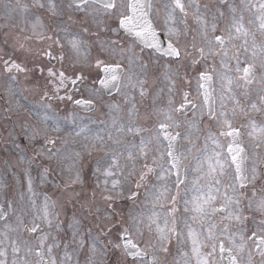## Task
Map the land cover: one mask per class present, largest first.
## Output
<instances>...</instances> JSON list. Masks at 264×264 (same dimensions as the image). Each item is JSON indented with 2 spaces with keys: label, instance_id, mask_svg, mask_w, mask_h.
I'll return each instance as SVG.
<instances>
[{
  "label": "snow or ice",
  "instance_id": "1",
  "mask_svg": "<svg viewBox=\"0 0 264 264\" xmlns=\"http://www.w3.org/2000/svg\"><path fill=\"white\" fill-rule=\"evenodd\" d=\"M3 6L0 78L9 94H14L12 85L23 84L24 91H37L43 101L93 106L92 99L73 100L67 90L69 83L87 79L85 65L80 64L73 78L52 63L63 65L67 57L75 68L86 53L85 36L94 37L92 43L108 56L96 59L102 75L93 83L120 91L123 80V88L131 89L123 94L127 121L113 117L104 136L86 127L74 133L87 141L83 151L67 155L56 147L68 140L51 116L41 120L37 114L44 126L25 129L33 156L20 155L21 163L31 165L43 157L62 172L75 169L65 190L69 202L75 197L95 220L99 235L92 238L93 255L107 256L110 245L115 259L108 264H264V119L258 122L254 115L264 117V0H160L159 5L153 0H68L66 5L63 0H15L14 5L5 0ZM45 13L55 17L51 24L44 22ZM121 31L134 43L101 37ZM145 49L154 58L145 59ZM190 74L196 80L195 97L178 87L191 83ZM156 81L164 87L153 89ZM205 120L216 130L209 128L201 150L197 144ZM180 141L189 147L182 151ZM4 143L22 151L11 132ZM94 152L103 155L92 167L91 189L82 196L75 190L76 185L83 187L78 165L84 153ZM50 171L51 166L43 169L42 182ZM32 184L29 174V192ZM141 189L144 207L125 215L123 203L135 204ZM181 204L182 215L177 216ZM55 207L45 196L42 210L25 223L27 209H17L5 194V203H0V264H71L69 247L82 249L84 241L77 239L75 229L70 240L60 239L62 222ZM99 236L109 238L103 251L96 246ZM87 264H92L91 257Z\"/></svg>",
  "mask_w": 264,
  "mask_h": 264
},
{
  "label": "rangeland",
  "instance_id": "2",
  "mask_svg": "<svg viewBox=\"0 0 264 264\" xmlns=\"http://www.w3.org/2000/svg\"><path fill=\"white\" fill-rule=\"evenodd\" d=\"M155 4H160V0H155ZM159 22V20H157ZM152 56V55H151ZM145 59L154 58V56H144ZM159 71H163L160 69ZM159 71L157 74H159ZM191 83L185 84V83H179L178 87L182 90H187L192 92L193 96H196V80L193 78V76L190 74ZM151 79V78H150ZM126 82V81H125ZM157 87H164V83L161 81H156V83L153 85V89ZM127 91V89L123 88V91L121 92L120 96L116 98L118 101V104L122 107L120 109H117V114H121V118L118 120H124L127 121V105L124 104V102L120 103V100H124V92ZM23 95H12L11 105L13 109L19 114V117L24 118V122L22 124V127L15 122L13 124V121L15 120L13 109L8 108L9 114L5 113L4 116L0 117V135H5L6 138L8 136V133L11 132L12 136L14 135L15 128L17 129L16 132H19L17 136L14 139L17 143L20 144V149L22 151L16 150L13 148L11 143L5 145L4 141H0V184L5 185L6 187L0 188V202L5 203V194L7 195V198L10 199L14 206L17 209H20L21 206L25 209H27V212L25 214L24 220L25 223L29 222L32 215H35L37 211L42 210L44 205V199L45 196L48 195L51 197V200L55 202V205L61 202V207L56 205L55 211L59 213V219L62 222L61 224V231L59 232V237L61 240L68 241L72 237V233L75 230L78 231V237L77 239H83L84 241V247L82 249L78 248L75 244H72L69 247V252L73 254L72 262L71 264H87L89 261V258H92V264H102V261L104 264H108L109 261H113L115 259V254L111 250V246H108V254L107 256H101L99 252L95 255L91 252V245L93 243V237L98 236V231L95 227V220L91 215L88 214L87 211L79 210L74 204V198L71 197V202H69L70 194L67 191L56 193L57 188L56 184L54 185L49 178H47L46 181H41V174L43 172V164L47 166H51L53 169V173L60 181L64 180L66 176H60V173L57 171L56 168H60V166L57 165L55 161H48L47 159L43 158V163L41 164L36 159L31 163V165L27 163H21L19 160L20 155H23L26 159V151H25V144L30 142L27 138V135L25 133V129L28 127L29 124L36 125L38 127H43L44 125L41 123L40 120H37L36 118V111L37 105H40L37 101V99H26L22 97ZM137 101H139V95L136 94ZM151 96L145 101L146 104L151 103ZM180 97L177 96V101L179 102ZM161 103H166V99L164 97L161 98ZM42 106V105H41ZM138 107H140L141 114L144 112L143 106L138 104ZM53 108V106L51 107ZM112 112L115 111V109H110ZM191 111L190 115L187 116V118L192 117ZM255 119L259 122L264 117H261L258 114H254ZM41 117V120L45 117V115H39ZM54 119L55 116H54ZM59 121L61 120L60 117L57 118ZM111 119H107V127L111 125ZM83 120H81L79 128L73 127V129L64 131L61 134L67 135V138L74 139L75 142L78 143L77 148L79 151H83L81 145L86 143L83 139V137H75L74 133L76 131H79L80 128L86 127L90 130L91 133H99L100 135L104 136L106 135L105 129L103 125H100L98 123H88L87 125H83ZM68 123V122H66ZM64 123V124H66ZM203 128V132L200 135V140L197 144V148L203 150L204 148V135L207 134V131L209 128H211L212 131H215V126L212 124H209L208 121L205 120V122L201 125ZM244 146L248 150L249 155L252 154V147L251 143L249 142V138L247 136L244 137ZM72 143V142H71ZM189 147L187 141H181V150L184 151ZM212 145L209 144V150H211ZM7 149V150H6ZM55 151V149H53ZM30 153L33 154V151L31 150ZM194 155H198L199 153L196 152V150L193 151ZM68 155V154H67ZM71 155V154H69ZM103 153L94 152L92 156L93 163H82L81 165L85 167V169H90L92 172V167L95 165V162L97 159H99ZM91 156L87 155V153L83 154L84 160H90ZM42 162V157H40ZM5 161L8 163L6 164ZM69 162H66V165ZM187 163V162H186ZM191 167V165H189ZM25 169H28L26 172ZM62 171V170H61ZM32 176L33 184H32V192L28 191L27 187V177L28 175ZM193 174L189 173L188 181L190 182L192 179ZM86 180V183H83V187L80 186V191H84L87 193L92 185L95 177L91 174L90 178H84ZM70 180V179H68ZM65 181V180H64ZM183 187V186H182ZM133 190L134 187H133ZM44 193V194H43ZM83 193V194H85ZM55 194V195H54ZM82 194V196H83ZM130 195V193L126 192L125 196ZM23 196L24 199L21 201L20 197ZM47 196V197H48ZM58 199V200H57ZM33 200L35 201V207H33ZM145 200V189L140 190V196L139 199L136 201L135 204H133L131 201H125L123 203V208L125 215H127V212L129 209L138 210L139 207H144L143 201ZM58 207V208H57ZM60 207V208H59ZM150 207V206H149ZM181 212L177 213V216L182 215V204L180 205ZM60 209V210H59ZM78 222V223H77ZM70 225H73V227H70ZM89 229H91V234H89ZM27 236V234H24ZM115 232L111 234V239L115 240ZM107 237L99 236L98 240L96 241L97 249H102V245H106L108 243ZM58 257L62 255V251L58 252ZM129 264L131 262L129 261Z\"/></svg>",
  "mask_w": 264,
  "mask_h": 264
},
{
  "label": "flooded vegetation",
  "instance_id": "3",
  "mask_svg": "<svg viewBox=\"0 0 264 264\" xmlns=\"http://www.w3.org/2000/svg\"><path fill=\"white\" fill-rule=\"evenodd\" d=\"M44 22L48 24V17H47V14L46 13L44 14ZM101 37L103 39H109V38H111V39H117V38H113L111 36V33H107V36L105 34V35H103ZM94 40H95V38H94ZM123 40L125 41V39H123V37H122L120 39V41H121V43L125 44L123 42ZM126 44H127V42H126ZM94 46L95 47H94V50H93V56H99L100 59H108V56H107L106 53L101 52L100 49H99V47L97 45L94 44ZM52 63L55 64V66H56L57 69H61L62 68L65 71L66 75L72 76L73 78H75V75L74 74L80 68V63L77 64L76 67L74 68L72 66V63L73 62L70 61V60L69 61H64V64L63 65L59 64L56 61H53ZM125 66H126V69H127V64H125ZM83 73L87 77V79H85L82 82L81 81H77V85H75V86H73L71 83H69L68 86H67V90H72L73 100H75V99H81V98H83V99H91V98L92 99H95V95H98V96H100V97H102L104 99H107V97L105 96V94L103 92L99 91V89L97 88V84L96 83L95 84L93 83V80L95 78H97L98 76H100V70L96 68L95 62L91 66H88L87 68H83ZM89 87H92V88L96 89L97 90L96 93L95 94L90 93L88 91V88ZM74 88H78L79 91L73 90ZM64 92H65V90L62 89L61 92H60V95H64ZM51 102H53V100ZM67 102H71V101H67ZM93 104L95 106L93 107V111L91 113L95 112L96 107H97V104H95V101H93ZM72 105H73V103H72Z\"/></svg>",
  "mask_w": 264,
  "mask_h": 264
}]
</instances>
